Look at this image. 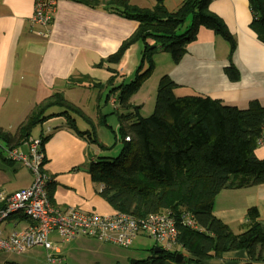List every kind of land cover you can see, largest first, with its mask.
I'll return each mask as SVG.
<instances>
[{
    "label": "trees",
    "instance_id": "trees-1",
    "mask_svg": "<svg viewBox=\"0 0 264 264\" xmlns=\"http://www.w3.org/2000/svg\"><path fill=\"white\" fill-rule=\"evenodd\" d=\"M75 1L93 7L99 5L97 0ZM211 1L183 0L177 10L169 12L163 0H157L150 9L131 5L127 0H107V8L124 19L135 21L137 27L97 67L103 63L118 64L133 45L140 43L143 49L134 77L129 83L118 84L114 83V75L104 83L94 82L87 75L70 77L67 81L69 87L89 90L110 86L109 94L118 93L119 107L127 111L120 117L123 124L116 137L124 143L119 155L100 158L101 161L89 167L91 179L100 185V196L112 208L113 214L122 213L135 220H146L149 215L169 213L175 222L176 243L184 250L183 254L163 249L139 228L128 244L116 245L128 248L137 237H147L154 243L153 254L145 260L132 259L130 264L175 263L177 254L183 257L184 264H204L224 253L239 250L245 251L252 262H264V232L256 208L247 210L246 229L239 234L233 233L213 215L215 197L222 190H238L264 183V159L255 155L264 133V107L253 101L246 109H239L205 95L179 94L180 86L167 75L158 81L151 115L143 117L138 106L129 104L131 96L152 73L154 55L168 53L173 63H179L199 28L221 36L233 53L234 39L223 21L209 10ZM248 4L252 14L250 28L264 44V0H248ZM183 26L184 31L180 32ZM145 65L147 68L141 72ZM106 69L114 73L111 67ZM225 72L229 81L238 80V73L232 65ZM109 99L107 95L106 102ZM54 108L60 110L52 112ZM77 116L89 121L62 92H54L30 110L16 134L0 130V140L4 147L18 148L30 139L36 127L52 117H64L71 131L86 136L90 143L104 149L94 130L80 132L77 129ZM126 137L130 140L126 141ZM47 139L40 137L43 154ZM49 192L47 190L50 197ZM184 215L194 217L197 229L182 224ZM55 239L61 238L55 237L53 242ZM156 247L162 252L154 253ZM58 256L62 259L60 254Z\"/></svg>",
    "mask_w": 264,
    "mask_h": 264
},
{
    "label": "crops",
    "instance_id": "crops-1",
    "mask_svg": "<svg viewBox=\"0 0 264 264\" xmlns=\"http://www.w3.org/2000/svg\"><path fill=\"white\" fill-rule=\"evenodd\" d=\"M34 1L0 0V130L11 135L17 133L30 110L52 93L62 92L65 97V91L87 90L69 87L67 81L70 77L87 75L92 80L98 79L101 82L114 75L116 84L132 81L143 49L137 43L118 64L103 63L101 67H97L99 62L113 54L133 33L137 23L124 19L107 8V0H97V7L75 0H56L51 23L46 28H40L31 24ZM127 1L139 8L150 9L157 0ZM182 2L183 0H163L169 12L177 10ZM208 8L223 21L232 35L235 42L233 53H230L228 43L221 36L205 28L198 29L195 40L188 45L187 52L179 63L169 61L164 52H157L154 55H158L156 60L154 58V65L155 71L159 70L155 81H151L154 76L149 78L129 100L131 106L140 108L139 113L142 114L144 109L142 100L149 98L144 97L142 89H147L148 83L149 88H157L159 79L164 75L180 86L179 94H186L191 90L195 94L220 100L239 109H246L253 101L264 107V44L250 28L252 14L248 0H212ZM161 59L163 62H160ZM230 65L238 73L236 82L229 81L226 76L225 70ZM107 67H111L114 73L108 72ZM67 101L76 106L70 100ZM83 114L89 121L80 119L90 125L91 129L88 130L85 126V129H79L75 118L77 129L80 132L93 131L92 120L85 111ZM96 119L98 127L95 128L104 126L103 122L107 127V118ZM98 129V141L106 149V138L99 135ZM33 131L38 134L31 136V133L30 138L42 134L48 137L43 150L46 159L44 172L51 179L47 189L50 191V203L60 210L72 207L83 213L103 216L114 213L100 196V185L93 182L89 174V166L97 162L91 152L99 147L90 143L86 136H79L71 131L64 117H52ZM3 147L2 143L0 192L12 194L28 188L32 182L31 173L19 163L5 160ZM255 155L258 159H264V142L258 145ZM252 207L259 213V224L264 232V183L238 190H222L215 197L213 215L233 233L239 234L246 229L245 216ZM13 220L17 223V229L27 223L20 216H15L10 221ZM181 264H184V259ZM204 264L264 262H252L245 251L239 250L224 253L220 258L210 259Z\"/></svg>",
    "mask_w": 264,
    "mask_h": 264
},
{
    "label": "built area",
    "instance_id": "built-area-1",
    "mask_svg": "<svg viewBox=\"0 0 264 264\" xmlns=\"http://www.w3.org/2000/svg\"><path fill=\"white\" fill-rule=\"evenodd\" d=\"M56 0H35L31 24L46 28L51 23ZM126 137V141H129ZM264 142V135L259 143ZM24 144L27 152L18 148L4 147L5 160L19 163L28 169L32 182L28 188L12 194L0 192V252L19 254L35 246L46 251V264H61L59 250L49 239L50 234L62 241L80 235L97 236L104 242L126 245L137 229L146 231L152 240L163 249L184 253L176 243L177 229L169 213L149 215L146 220H135L122 213L110 216L83 213L68 207L61 211L54 207L47 194L51 179L44 172V154L41 152L40 137L30 138ZM20 216L26 225L17 229L13 217ZM182 224L197 229L194 217L182 216ZM54 248L52 254L49 251Z\"/></svg>",
    "mask_w": 264,
    "mask_h": 264
},
{
    "label": "rangeland",
    "instance_id": "rangeland-1",
    "mask_svg": "<svg viewBox=\"0 0 264 264\" xmlns=\"http://www.w3.org/2000/svg\"><path fill=\"white\" fill-rule=\"evenodd\" d=\"M185 26L181 27L180 32L183 31ZM158 56V55H156ZM156 56L153 57V62L155 64L154 58L156 60ZM164 56L171 61V57L168 53H164ZM163 62V59L160 60ZM157 67L158 64L156 63ZM146 65L144 66L143 72L146 69ZM155 66L153 68L152 73L147 78V80L151 77V81H155V76L159 70L155 71ZM101 77V76H100ZM134 77V76H133ZM146 80V81H147ZM94 82H99L93 80ZM145 81V82H146ZM150 81V82H151ZM105 81H101L99 83H104ZM130 80H127L126 83H129ZM143 85V84H142ZM147 89H142L141 93L145 92L144 97H149L148 99L142 100L144 101V109L141 114L143 117H148L153 113L154 105H155V97H156V87L149 88L148 83ZM111 87L103 86L101 89H91V90H80L73 89L69 91H65V98L73 102L76 106L81 108L86 112V115L92 120L94 124V132L97 133V119L96 117H104L107 118V127L100 126L98 129L99 135L106 138L108 148L100 150H94L91 152L92 156L97 158L96 163L101 161L100 158H115L119 155L124 143L119 138L116 139L118 133V125H122L121 116L127 114V111L123 108L119 107V102L117 100L118 93L114 92L109 94ZM191 90L183 93V95H194ZM109 95L110 99L106 102V96ZM140 99V98H139ZM147 100V101H146ZM119 107V108H118ZM59 108L52 109V112L59 111ZM79 129H91V126L87 123H83L80 117H76ZM84 124V125H83ZM38 130V128H37ZM36 130V131H37ZM36 131H33L31 136L37 135L34 134ZM98 133L96 134V136ZM120 136V135H119ZM37 137H45L44 134ZM32 137V138H37ZM100 139V137H99ZM102 142V140L100 139ZM47 143V142H46ZM45 143V144H46ZM103 144L105 142H102ZM0 145L2 142L0 141ZM22 152H27V145L23 144L20 146ZM91 166V165H90ZM89 166V167H90ZM24 168V167H23ZM44 169V167H43ZM111 213L110 215H112ZM56 237V233H52L49 236L50 240ZM91 237V238H89ZM54 245L60 251V255L62 257L61 264H130L132 259L135 260H145L149 256L153 254L152 248L154 247V243L147 237H137L134 239L132 245L128 248L120 247L119 245L112 243H104L97 236H87V237H77L70 241H61L60 239L54 240ZM54 248L49 251V254H52ZM44 248L40 246H35L30 249L23 251L22 253H5L0 252V264H46L47 256ZM181 256L180 254H177ZM176 255V256H177ZM182 257V256H181Z\"/></svg>",
    "mask_w": 264,
    "mask_h": 264
},
{
    "label": "water",
    "instance_id": "water-1",
    "mask_svg": "<svg viewBox=\"0 0 264 264\" xmlns=\"http://www.w3.org/2000/svg\"><path fill=\"white\" fill-rule=\"evenodd\" d=\"M162 250L159 247L154 248V253H161ZM174 262L177 264H181L183 262V257L177 255L174 259Z\"/></svg>",
    "mask_w": 264,
    "mask_h": 264
}]
</instances>
